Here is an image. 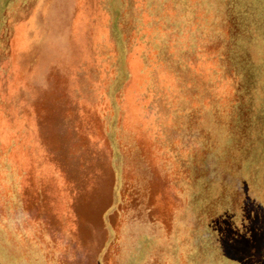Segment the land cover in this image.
Segmentation results:
<instances>
[{
    "label": "rangeland",
    "instance_id": "rangeland-1",
    "mask_svg": "<svg viewBox=\"0 0 264 264\" xmlns=\"http://www.w3.org/2000/svg\"><path fill=\"white\" fill-rule=\"evenodd\" d=\"M0 264H264V0H0Z\"/></svg>",
    "mask_w": 264,
    "mask_h": 264
}]
</instances>
